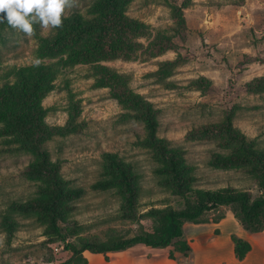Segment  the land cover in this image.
Listing matches in <instances>:
<instances>
[{
	"label": "rangeland",
	"instance_id": "1",
	"mask_svg": "<svg viewBox=\"0 0 264 264\" xmlns=\"http://www.w3.org/2000/svg\"><path fill=\"white\" fill-rule=\"evenodd\" d=\"M95 3L78 0L66 15L90 16ZM177 9L187 18L181 32L176 31ZM127 13L140 26L117 27L99 44L84 39L47 46L43 38L54 30L42 34L40 28L28 37L9 26L0 27V97L4 88L18 83L36 66L35 60L48 67L53 88L40 98L44 121L63 127L73 105L79 104L82 125L77 131L54 135L47 146L53 159L61 161L64 176L88 188L76 201L69 223L62 225L64 240L46 234L34 216L20 213H14L17 226L10 239L3 225L9 203L34 196L36 183L19 175L31 154L6 151L9 143L0 131V264L59 262L72 255L67 244L79 246L84 239L103 241L137 233L139 224L120 216L117 193L89 188L102 177L110 154L133 163L140 173L139 211L146 225L153 223L148 216L153 207H185L183 197L157 184V163L139 141L145 135L144 125L115 97L113 86L119 76L157 109L159 137L170 146L186 149L200 187L232 185L259 194L258 184L244 171L209 165L212 152L220 149L216 141L193 138L189 132L200 124L222 120L226 110L240 105L235 125L264 147V93L245 90L247 81L264 76V0H131ZM170 38L177 44H171ZM178 56L184 57L182 65L170 73L159 70L161 61ZM201 77L210 82L192 84ZM226 211L232 208L223 205L206 212L200 223L219 221ZM194 223L185 222L186 232ZM166 249L169 253L172 247ZM93 254L99 264V254ZM157 255L162 258L163 253Z\"/></svg>",
	"mask_w": 264,
	"mask_h": 264
},
{
	"label": "trees",
	"instance_id": "2",
	"mask_svg": "<svg viewBox=\"0 0 264 264\" xmlns=\"http://www.w3.org/2000/svg\"><path fill=\"white\" fill-rule=\"evenodd\" d=\"M131 0H96L90 16L81 13L66 15L61 28L53 29V35L44 37L45 45L88 39L94 43L104 42L106 35L115 28H137L140 22L130 18L127 11ZM178 10V9H177ZM180 12V10H178ZM176 13L177 32L186 28L187 18L182 12ZM9 26L7 22L0 27ZM10 27V26H9ZM40 31L39 25H34ZM171 44H177L169 39ZM61 44V45H62ZM184 57L164 60L159 70L170 73L183 64ZM47 66L40 64L22 75L15 85L3 89L0 97V117L3 125L2 136L9 143L6 151L25 152L31 159L19 171V175L36 183L35 195L27 199H16L9 203V210L3 216V225L11 239L16 231L17 218L14 213L32 215L45 226L46 234L65 238L62 225L70 221L76 209V201L88 192L86 186L72 184L62 173V163L54 160L47 142L54 135H64L81 127L79 104L69 111V119L61 126H50L44 121V111L40 98L53 88ZM205 78L192 81V84L206 86ZM115 97L131 109L130 116L141 121L145 135L140 143L149 148L154 168L158 176L157 184L171 194L183 197V209L151 208L148 216L152 224L144 223L140 214L141 193L140 173L133 163L117 155L110 154L103 163L102 177L93 182L89 188L95 191H114L120 199V216L139 224V231L131 236L110 237L108 240L84 239L79 246L67 244L72 255L59 262L49 264H88L84 255L86 250L93 253L122 251L138 244L154 248L172 247L169 257L179 264H194L193 249L184 231V224L190 220L204 222L201 217L206 212L218 210L223 205L232 208L242 226L252 233L264 230V147L248 139L235 125V115L240 105H233L226 110L222 120L207 122L193 127L189 134L193 138H208L216 141L220 148L212 152L208 164L223 170H241L259 186V194L248 189H239L227 185L217 189L203 188L198 185L196 166L187 159L186 149L170 146L158 135L159 120L157 109L147 99L133 93L125 77H116L113 86ZM248 93H264V76L255 77L245 83ZM223 218V216L221 217ZM235 243V254L243 260L252 245L237 235L232 236ZM108 258V256H106ZM41 264V263H24Z\"/></svg>",
	"mask_w": 264,
	"mask_h": 264
},
{
	"label": "crops",
	"instance_id": "3",
	"mask_svg": "<svg viewBox=\"0 0 264 264\" xmlns=\"http://www.w3.org/2000/svg\"><path fill=\"white\" fill-rule=\"evenodd\" d=\"M185 233L193 249L194 264H264V230L252 233L246 230L232 211H226L219 221L194 223ZM248 240L252 249L243 260L235 254L232 236ZM162 252V258L158 253ZM99 264H179L171 259L166 248L135 245L126 250L98 253ZM88 264H95L93 252L86 250ZM108 256V258H106ZM97 262V261H96Z\"/></svg>",
	"mask_w": 264,
	"mask_h": 264
},
{
	"label": "clouds",
	"instance_id": "4",
	"mask_svg": "<svg viewBox=\"0 0 264 264\" xmlns=\"http://www.w3.org/2000/svg\"><path fill=\"white\" fill-rule=\"evenodd\" d=\"M78 0H0V23L7 24L26 36L35 35L34 25L44 32L63 26L66 11L77 7ZM39 66L40 60H35Z\"/></svg>",
	"mask_w": 264,
	"mask_h": 264
}]
</instances>
